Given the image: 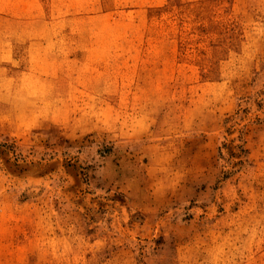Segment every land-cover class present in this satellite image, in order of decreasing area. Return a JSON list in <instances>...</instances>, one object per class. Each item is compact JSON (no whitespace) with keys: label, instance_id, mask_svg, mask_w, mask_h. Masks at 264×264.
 Here are the masks:
<instances>
[{"label":"rangeland","instance_id":"rangeland-1","mask_svg":"<svg viewBox=\"0 0 264 264\" xmlns=\"http://www.w3.org/2000/svg\"><path fill=\"white\" fill-rule=\"evenodd\" d=\"M0 264H264V0H0Z\"/></svg>","mask_w":264,"mask_h":264}]
</instances>
